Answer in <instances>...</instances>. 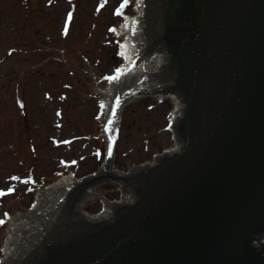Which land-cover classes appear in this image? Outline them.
I'll use <instances>...</instances> for the list:
<instances>
[{
	"label": "water",
	"instance_id": "water-1",
	"mask_svg": "<svg viewBox=\"0 0 264 264\" xmlns=\"http://www.w3.org/2000/svg\"><path fill=\"white\" fill-rule=\"evenodd\" d=\"M154 1L146 0L148 20ZM156 8L153 34L128 47L164 45L167 53L159 50L145 68L148 52L137 70L127 59L111 77L116 89L135 90L113 106L95 84L101 81L91 83L102 94V125L113 106L106 129L131 95L162 98L168 94L148 93L167 88V114L174 105L178 112L180 95V150L119 175L109 130L100 167L58 179L11 220L1 264H264V0H161ZM166 59L165 78L150 81L147 70ZM164 128L172 143L171 120ZM59 186L66 191L56 193Z\"/></svg>",
	"mask_w": 264,
	"mask_h": 264
},
{
	"label": "rangeland",
	"instance_id": "rangeland-1",
	"mask_svg": "<svg viewBox=\"0 0 264 264\" xmlns=\"http://www.w3.org/2000/svg\"><path fill=\"white\" fill-rule=\"evenodd\" d=\"M134 2L0 0V262L11 220L46 181L81 178L100 167L107 138L102 94L91 81L105 86L124 64L119 27ZM167 112L169 94L141 95L123 106L115 171L141 169L171 145Z\"/></svg>",
	"mask_w": 264,
	"mask_h": 264
},
{
	"label": "snow or ice",
	"instance_id": "snow-or-ice-1",
	"mask_svg": "<svg viewBox=\"0 0 264 264\" xmlns=\"http://www.w3.org/2000/svg\"><path fill=\"white\" fill-rule=\"evenodd\" d=\"M128 3V0H124V4L123 5H121V7H123L124 5H126ZM71 18V14H69V19ZM132 23L134 24L135 23V21H132ZM124 27L125 28H127L128 27V22L126 21L125 22V25H124ZM115 113L113 112V115H114ZM109 123H111V121H109ZM110 152H111V149H109V154H110ZM12 179H17L16 177H13ZM9 192H11L12 191V188H9V190H8ZM2 195H4V193L3 192H0V196H2ZM5 215H7V214H5ZM5 223V221L3 220V219H0V224H4Z\"/></svg>",
	"mask_w": 264,
	"mask_h": 264
},
{
	"label": "bare ground",
	"instance_id": "bare-ground-1",
	"mask_svg": "<svg viewBox=\"0 0 264 264\" xmlns=\"http://www.w3.org/2000/svg\"><path fill=\"white\" fill-rule=\"evenodd\" d=\"M125 65V64H124ZM124 65L122 66V68L120 69V71H122V69H123V67H124ZM116 74H113L112 76H115ZM110 130V135H111V141H113V139L115 138V135H116V131L114 132V129H109ZM108 144H110V140H109V137H108V134H107V145ZM148 164H146V165H144L143 167H142V169H144V168H146V166H147ZM137 167V166H136ZM135 167V168H136ZM118 172V171H117ZM124 174H126V173H124ZM127 175V174H126Z\"/></svg>",
	"mask_w": 264,
	"mask_h": 264
},
{
	"label": "trees",
	"instance_id": "trees-1",
	"mask_svg": "<svg viewBox=\"0 0 264 264\" xmlns=\"http://www.w3.org/2000/svg\"><path fill=\"white\" fill-rule=\"evenodd\" d=\"M47 184V181L42 185V187H44Z\"/></svg>",
	"mask_w": 264,
	"mask_h": 264
}]
</instances>
